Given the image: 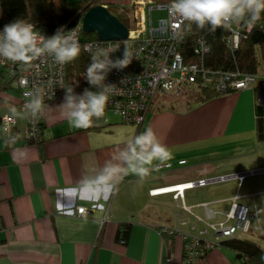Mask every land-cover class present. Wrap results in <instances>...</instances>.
I'll list each match as a JSON object with an SVG mask.
<instances>
[{"label": "crops", "instance_id": "obj_1", "mask_svg": "<svg viewBox=\"0 0 264 264\" xmlns=\"http://www.w3.org/2000/svg\"><path fill=\"white\" fill-rule=\"evenodd\" d=\"M134 1L102 0L129 10ZM5 79L3 74L0 84ZM1 87L0 117L13 111L17 126L0 136V264H239L236 252L220 245L186 262L183 236L207 229L203 238L218 241L211 225L228 220L232 203L264 211V142L256 140L254 113L264 101L257 89L205 101L174 95L156 100L161 107L147 117L144 131L151 129L172 158L144 165L150 174L142 180L123 156L134 146L137 125L123 123L108 108L88 129L69 125L68 89L82 96L98 87H66L48 101L40 115V145L26 140L18 90ZM106 167L117 170L113 194L93 198L83 185ZM202 179L216 180L194 184ZM187 183L193 184L180 194L179 188L161 190ZM78 206L89 213L78 215ZM122 222H130L125 243L117 239ZM169 229L176 233L164 237Z\"/></svg>", "mask_w": 264, "mask_h": 264}, {"label": "built area", "instance_id": "obj_2", "mask_svg": "<svg viewBox=\"0 0 264 264\" xmlns=\"http://www.w3.org/2000/svg\"><path fill=\"white\" fill-rule=\"evenodd\" d=\"M170 3L156 4L150 0H135L131 7L133 27L129 28L128 37L125 39L84 42L81 41L79 26H74L64 33L60 30L64 35L74 32L80 49L95 57L98 62L106 60L114 62L117 59H123L125 46L132 51L131 63L123 69L109 66L102 85L98 87V91H101L104 86H107L106 108L116 114L122 122L138 125L144 121V113L148 110L149 103L167 94L180 95L183 87L188 84L204 86L210 84L215 89L226 92L252 89L258 85L259 95L264 101V73L247 74L238 71L206 69L203 59L210 49L201 37L196 36L195 43L193 42L194 53L199 57V63L186 62L183 59L179 45L184 39L187 21L169 14L167 9ZM153 10H164L166 13L164 17L158 18L156 24H153L152 20ZM258 23V27L264 30V21ZM255 25L256 22L250 24L247 20L230 23L227 28L230 34L226 40L230 49H236L246 32ZM36 35L37 46L42 47L46 40L39 34L36 33ZM0 68L6 70L7 76L13 81V88L18 90L19 108L25 114L27 121L26 137L39 140L41 111L33 114L28 105L34 99H40L43 108L48 101L66 89L67 64H57L54 56L45 52L27 64L14 62L0 55ZM15 126H17L16 114L13 111L3 114L0 117V136L10 133ZM164 166L168 165H157L154 168ZM237 176L240 180L243 178L241 174ZM215 180L202 179L194 184L200 186ZM191 184L193 183L161 188V190L179 188L178 194H180L184 186ZM263 212L260 206L249 207L232 203L226 217L228 220L232 219L234 224H229L228 220H225L226 222L221 221L211 225V228L217 239L234 237L239 232H253L257 233L260 238H264ZM70 213L73 214V211L70 210ZM76 213L86 216L89 210L78 206ZM164 232L168 235L176 233L172 229L164 230ZM206 233L207 229H203L199 235L184 234L186 262H192L204 256L213 247L211 241L203 238Z\"/></svg>", "mask_w": 264, "mask_h": 264}, {"label": "trees", "instance_id": "obj_3", "mask_svg": "<svg viewBox=\"0 0 264 264\" xmlns=\"http://www.w3.org/2000/svg\"><path fill=\"white\" fill-rule=\"evenodd\" d=\"M150 1L156 4L171 2V0ZM100 4H103L102 0H0V30H3L6 24L19 19L23 20L25 23L32 24L34 32L42 36L44 40H47L60 30L64 33L74 26L80 27V21L85 11L92 6ZM107 6L120 14L121 6L112 4H108ZM263 21L264 13H262L261 18L256 21V25L250 31L246 32V35L241 39L238 47L233 50L230 49L226 41L230 34L228 29L217 28L212 32L208 29L210 27L209 25H206L204 29H200L194 23L187 21L185 24V36L179 45V50L186 62L199 63V57L194 53L193 46L196 36H199L205 40L210 49L203 59V64L206 69H218L220 71L230 72L238 71L247 74L261 73L264 71V30L258 27V22ZM94 40H98L95 34L85 33L81 30V41L86 42ZM92 59L93 56L80 49L79 57L67 64L66 87L75 88L91 86L87 81L86 72ZM3 74L6 79L0 84V87L2 86L1 89L6 85L13 88V81L7 76L4 68L0 70V83ZM232 92L236 91H219L210 84L206 86L202 84H188L183 87L180 95L174 96L184 97L188 101H205L212 97ZM156 100L158 101L160 99L157 97ZM156 104V101L149 103L148 110L144 113V121L137 125L138 135L144 132L147 117L153 111L161 107V105L155 107ZM254 113L256 140L258 142H264V104H255ZM40 115H42V111ZM42 128L43 125L41 122V132ZM26 140L36 145H40L41 143L40 139L34 140L26 137ZM129 228L130 222H122L120 224L117 233L119 242H126ZM163 234L165 235L164 237L172 236L165 232ZM215 245L225 246L234 250L239 264H264V261H261V256L264 255V247L255 241L234 236L221 240L219 239L213 243V246Z\"/></svg>", "mask_w": 264, "mask_h": 264}, {"label": "clouds", "instance_id": "obj_4", "mask_svg": "<svg viewBox=\"0 0 264 264\" xmlns=\"http://www.w3.org/2000/svg\"><path fill=\"white\" fill-rule=\"evenodd\" d=\"M167 10L171 16L194 23L200 29L209 25L208 29L214 32L217 28L227 29L230 23L244 20L254 24L264 13V0H171ZM45 52L53 55L57 64L65 65L79 57L80 45L74 32L64 35L58 31L44 41L42 47H38L33 25L19 19L6 24L0 32V55L8 60L27 64ZM132 58L133 53L127 46L124 47L123 59L114 62H98L93 57L86 72L88 83L100 87L109 66L123 69L131 63ZM107 100V86L98 92L86 89L82 96L72 95V90L68 89L64 107L71 110L68 117L70 127L90 128L94 118L98 121L104 117ZM28 107L36 114L42 109V101L34 99ZM123 156L128 170L142 180L150 174V169L144 165H150L154 160L166 162L172 158L168 148L159 142L151 129L137 135L134 146ZM116 174L115 168L106 167L102 174L85 182L83 189L93 198L108 199L113 194L112 181ZM261 261H264V255Z\"/></svg>", "mask_w": 264, "mask_h": 264}, {"label": "water", "instance_id": "obj_5", "mask_svg": "<svg viewBox=\"0 0 264 264\" xmlns=\"http://www.w3.org/2000/svg\"><path fill=\"white\" fill-rule=\"evenodd\" d=\"M80 25L83 32L93 33L102 41L125 39L129 34V27L124 22V17L103 4L87 9Z\"/></svg>", "mask_w": 264, "mask_h": 264}, {"label": "rangeland", "instance_id": "obj_6", "mask_svg": "<svg viewBox=\"0 0 264 264\" xmlns=\"http://www.w3.org/2000/svg\"><path fill=\"white\" fill-rule=\"evenodd\" d=\"M122 13L125 14L124 22L126 23V25H128V27H131L132 26V23H133V18L131 17V12H130L129 8L127 6H123L121 8V11H120V14H122ZM165 15H166V13H165L164 10H153V12H152L153 24H156L158 18L164 17ZM0 70H1V68H0ZM261 73H264V71H262ZM255 89H257L258 90V93H259L260 90H259V86L258 85L255 86ZM172 97H174V96L173 95L170 96V98H172ZM177 97H181V96H177ZM158 99H161V100H163V99H169V97L161 96V97H158ZM255 175H259V174H255ZM251 176H254V175H251ZM255 206H259V205H255ZM263 217H264V214H263ZM262 225L264 226V223H262ZM238 234H239L238 235L239 236L238 238H241V239H249V240L255 241L256 243H259L262 247H264V238H260L257 235V233H253V232H251V233L240 232ZM226 238H229V237H226Z\"/></svg>", "mask_w": 264, "mask_h": 264}]
</instances>
